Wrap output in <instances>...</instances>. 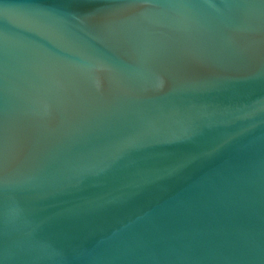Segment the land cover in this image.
I'll return each instance as SVG.
<instances>
[{
  "label": "water",
  "instance_id": "1",
  "mask_svg": "<svg viewBox=\"0 0 264 264\" xmlns=\"http://www.w3.org/2000/svg\"><path fill=\"white\" fill-rule=\"evenodd\" d=\"M0 264H264V0H0Z\"/></svg>",
  "mask_w": 264,
  "mask_h": 264
}]
</instances>
